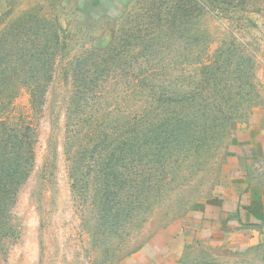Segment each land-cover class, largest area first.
Wrapping results in <instances>:
<instances>
[{"label":"rangeland","instance_id":"obj_1","mask_svg":"<svg viewBox=\"0 0 264 264\" xmlns=\"http://www.w3.org/2000/svg\"><path fill=\"white\" fill-rule=\"evenodd\" d=\"M193 1L147 54L135 24L163 0H0V31L31 15L62 40L41 105L22 88L3 115L30 127L34 159L0 264H264L199 233L230 144L264 131V0Z\"/></svg>","mask_w":264,"mask_h":264},{"label":"trees","instance_id":"obj_2","mask_svg":"<svg viewBox=\"0 0 264 264\" xmlns=\"http://www.w3.org/2000/svg\"><path fill=\"white\" fill-rule=\"evenodd\" d=\"M205 2L210 4L212 0ZM162 6V16H159V12H155L154 7L158 5L154 4L148 9L151 10L149 21L144 24L139 21L135 24L142 26L146 24L151 28L148 36H137L134 33L132 36L133 39L140 40V43L142 41L146 43L141 49L147 54L146 46L153 41L150 40V36H153L157 29L166 26L165 32L174 30L170 35V38H174L173 34L178 23L188 20L196 10L200 9L193 0H163ZM61 44L60 29L55 23L31 15L9 22L0 31V247L2 248L9 238L16 235V227L9 221L10 215L34 159L30 127H20L11 122L12 120L7 116L3 118V115L22 88L30 89L34 108L41 105L52 79L55 58ZM134 59L138 60V57ZM177 101L173 103L176 105ZM172 111L167 112L171 114ZM169 120L170 117L156 120L153 126L157 128L154 131L162 132V128L165 127L166 131L163 132L167 133L169 130L166 126L169 127ZM111 161L112 159L107 164L109 170L115 166ZM92 165H95V162H92ZM121 165H127L123 158ZM84 187L86 191H90L87 184H84ZM107 208L110 211V208L106 207V212ZM108 216L106 214L103 217L108 218Z\"/></svg>","mask_w":264,"mask_h":264},{"label":"crops","instance_id":"obj_3","mask_svg":"<svg viewBox=\"0 0 264 264\" xmlns=\"http://www.w3.org/2000/svg\"><path fill=\"white\" fill-rule=\"evenodd\" d=\"M225 178L204 205L200 235L232 254L264 261V131L248 130L229 146Z\"/></svg>","mask_w":264,"mask_h":264}]
</instances>
